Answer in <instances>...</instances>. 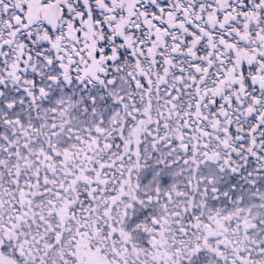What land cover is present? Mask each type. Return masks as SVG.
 I'll list each match as a JSON object with an SVG mask.
<instances>
[{"label":"snow or ice","instance_id":"snow-or-ice-1","mask_svg":"<svg viewBox=\"0 0 264 264\" xmlns=\"http://www.w3.org/2000/svg\"><path fill=\"white\" fill-rule=\"evenodd\" d=\"M0 264H264V0H0Z\"/></svg>","mask_w":264,"mask_h":264}]
</instances>
